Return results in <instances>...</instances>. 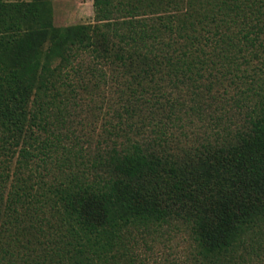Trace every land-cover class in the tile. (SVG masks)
Masks as SVG:
<instances>
[{"label": "trees", "instance_id": "obj_1", "mask_svg": "<svg viewBox=\"0 0 264 264\" xmlns=\"http://www.w3.org/2000/svg\"><path fill=\"white\" fill-rule=\"evenodd\" d=\"M52 1L0 0V264H126L132 229L181 225L200 264L264 263V81L246 59L264 0H93L95 23L68 27ZM101 85L115 100L88 157L69 108ZM20 144V172L38 145L71 169L40 188L61 203L26 252L10 220L43 205L8 185Z\"/></svg>", "mask_w": 264, "mask_h": 264}, {"label": "rangeland", "instance_id": "obj_2", "mask_svg": "<svg viewBox=\"0 0 264 264\" xmlns=\"http://www.w3.org/2000/svg\"><path fill=\"white\" fill-rule=\"evenodd\" d=\"M6 2H28L30 0H5ZM93 0H54L51 2V18L55 27H68L74 25L94 24V12L92 6ZM143 18L152 20L155 15H142ZM86 60V54H83ZM247 61H253L257 67L256 70L260 76L256 77V85L264 81V54L259 58L250 55L246 56ZM241 65L245 62L241 60ZM57 64V61L55 65ZM97 91V92H96ZM95 94L89 95L81 92V100H76L69 108L71 116L69 117L70 129L74 130L75 135L80 138V145L89 157L96 148L97 139L104 133L103 127L108 128L109 119L115 99L111 97L110 91L106 85H101ZM90 98H92L90 100ZM76 104V105H75ZM112 106V107H111ZM105 126H103V124ZM11 147L7 156L9 165L8 185L18 178L19 181L26 180L28 186L33 189L30 203L43 205L39 209H28L27 203H24V209L21 214L10 220V232L12 239L16 240L21 252L28 251V246L32 247L43 242L41 231L45 230V219L61 203L59 194L51 193L46 196L40 195V188L47 189L43 184L61 187L64 190L69 188L70 166L65 154L55 152L53 149L42 150L39 145L37 149H32L27 158V167L18 171L19 150L23 146ZM5 159V158H4ZM72 159V158H71ZM20 176V177H19ZM33 206V205H31ZM19 213V211H18ZM51 216V217H50ZM45 221V222H44ZM54 221V220H53ZM40 229V231H38ZM132 240L124 247L127 255L120 259L121 262L130 261L133 264H200L197 260L195 244L190 237L188 229L181 225L178 228L163 226L157 231L147 232L146 230H131ZM30 249V248H29ZM43 253H50L41 250ZM126 263V264H127ZM255 264H264L258 263Z\"/></svg>", "mask_w": 264, "mask_h": 264}]
</instances>
